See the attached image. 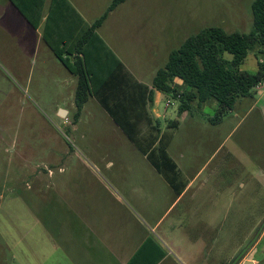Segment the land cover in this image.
<instances>
[{
    "label": "rangeland",
    "instance_id": "374dc122",
    "mask_svg": "<svg viewBox=\"0 0 264 264\" xmlns=\"http://www.w3.org/2000/svg\"><path fill=\"white\" fill-rule=\"evenodd\" d=\"M77 1L87 24L112 2ZM252 2L127 0L110 14L101 35L129 76L135 72L141 81L152 83L169 53L190 36L210 27L249 34ZM5 3L0 0V11ZM49 27L44 22L36 34L32 24L8 12L0 17V264H48L45 250L57 242L65 204L101 211V220L107 218L111 226L128 227L140 220L152 227L174 197L163 180L146 181L158 174L95 97L74 124L77 81L51 50L45 37ZM256 54H249L241 70L257 71ZM224 58L232 56L226 53ZM170 98L169 108L160 97L149 115L153 121L160 115L162 134L171 135L168 154L186 167L181 180H189L230 135L197 187L223 157L229 166L224 172L232 178L239 164L234 177H245L249 184L229 201L216 199V192L209 199L205 192L194 201L187 196L164 217L166 237L150 229L151 238L162 247L167 264H194L197 259L200 264H239L260 240L249 257L264 264V186L254 183L251 172L252 162L264 168V124L257 114L239 125L237 119V107L244 109L250 98L240 99L219 120L214 101L201 107L194 102L190 112L179 113L180 100ZM62 109L67 111L64 116ZM173 121L178 125L171 127ZM46 218L52 224L47 231Z\"/></svg>",
    "mask_w": 264,
    "mask_h": 264
},
{
    "label": "crops",
    "instance_id": "0c3cea01",
    "mask_svg": "<svg viewBox=\"0 0 264 264\" xmlns=\"http://www.w3.org/2000/svg\"><path fill=\"white\" fill-rule=\"evenodd\" d=\"M20 1L22 2L23 6L29 8L27 13L30 17V22L10 0H6V3L3 4V8L0 11V17L8 12L13 18L21 20L22 22L30 24L40 23L38 28L34 29V32L37 34L40 26L46 22L47 18L49 17L50 10H52L50 14L52 23L48 29V33L55 40V34L59 36L62 32L64 34L66 31L64 34L66 35L64 39L70 46H74L80 35L84 33L86 26H90L93 23L87 24L83 14L80 11V3L77 0ZM117 8L110 14L114 13ZM106 21L98 29V37H91V43L87 50L88 59L90 60V69L92 74L95 76L96 88L100 90L103 98L106 99L110 105L115 106L124 104V106H127L125 108L128 119H140L141 121H146L148 120L147 114L149 115L150 113L149 107L156 106L160 97L165 98L166 95L162 94L161 92H155L153 103L147 104V101L145 100L146 96H144L145 93L141 86L151 87L152 83L141 81L139 77L135 76V72L132 73L133 76H128L125 71L121 70L117 61L111 59L108 53L106 55V51H103V55H101L100 51L103 47L102 44H104L108 50L114 53L101 35V31L103 30ZM54 25H56V27H54ZM114 55L119 60V62H121V59L115 53ZM67 80L68 78L65 80V82ZM115 84H119L120 90L124 89V91L118 95H113L112 93L116 87ZM249 98L251 103L245 106L244 109L243 107L236 106L237 104H241L239 103L240 101H238L234 107L238 108L237 114L242 116L241 118H239V115L237 116V119H239L238 125L248 120L253 114H257L264 124V83L256 87L254 90V95ZM216 106V104L212 105L213 108ZM118 110H123V108ZM149 117L151 118V115H149ZM159 117L160 115H157L154 119L158 121ZM141 124V135L146 134L148 130H151L153 127L150 125L148 126V123L144 124L143 122ZM118 128L121 130L119 126ZM229 136L230 135L227 136L225 141ZM224 142L212 152L209 160L205 162L201 168H198L197 171L194 170L189 175L190 178L187 181L181 180L182 175H187L185 174L186 167L179 165L174 160V158L170 156V158L176 164L177 171L179 173V178L176 183L178 192L169 184L166 178L152 166L150 161L146 159L152 170H154L153 172L158 174L152 176V178L147 177L146 181L148 182L153 179L155 183H158L159 180H163L162 182H166L174 194L173 200L170 206L167 208V211L159 220L153 221L152 227L140 220L136 221L134 225H130L128 227L119 228L115 221L114 224L117 226H111L107 218L105 221L103 219L101 220V211H82L80 210V206L68 207V204H65V207L63 206L61 211L60 227L58 228L59 230L56 231L57 242L50 244V248L48 246V249L45 250L49 254V256L46 257L47 263L130 264L134 260L135 264H167L165 253L161 249L162 247H160V245L151 238L152 236L150 229L151 231L159 232L162 237H166L165 230L163 231L162 226L165 222L164 217L173 207V205L176 204L177 206L178 204L182 203L184 198L187 196H189L190 201H194L203 192L206 194V199L211 198L213 193L216 192V199L219 198L222 201H229L230 197L234 198L238 194H241L238 190L244 191L247 184H249V180H247L245 177H234V175L238 174L237 171L240 168L239 164L237 167H233L234 171L232 178L228 171L224 172L227 170V168L229 169V166L224 162L226 157H223L220 162L211 168L207 176L200 182V186L197 187L203 170L205 167L207 170V167H209L208 163H212L210 160L216 155L220 147L224 145ZM180 158L182 159L183 155H180ZM252 163L253 168L251 172L254 173V178L252 180H254V183L257 182L260 186H264L263 166L260 165V163ZM242 169H244V167H242ZM215 175L218 179H216ZM206 211L210 210L207 208ZM241 211H244L243 208ZM53 216H55L54 213ZM36 222L38 224L40 220L37 219ZM47 224H49V226L52 225L48 218H46V231ZM207 229H210V227L208 226ZM119 233H121V235H119ZM49 236H51V240H54L52 233H50ZM259 241L253 244L247 254L242 256L239 264H242L246 261H252L253 264H257V261L250 258L249 256L252 254L251 252L255 249V247L259 245ZM54 255L58 257L55 261L52 259L54 258ZM49 257H51V259ZM194 264H200L198 259L197 261L195 260Z\"/></svg>",
    "mask_w": 264,
    "mask_h": 264
},
{
    "label": "trees",
    "instance_id": "16d2710c",
    "mask_svg": "<svg viewBox=\"0 0 264 264\" xmlns=\"http://www.w3.org/2000/svg\"><path fill=\"white\" fill-rule=\"evenodd\" d=\"M10 1L30 22L27 13L29 8L23 6L20 0ZM126 1L112 0L102 16L90 26H86L84 33L80 35L74 46H70L64 39L66 31L59 36L55 34V40L57 38L60 40L58 43L48 33L49 28L46 30L45 37L50 41L55 57L77 79L74 124L79 121L84 105L91 97H95L99 103L105 105L125 135L136 142L137 147L142 150L152 166L178 192L176 183L179 173L176 164L168 154L171 135L166 132L161 134L159 121H153L148 114L146 121L130 120L125 108L127 106L110 105L96 88L95 76L90 69L87 50L91 37H98L97 31L105 23L109 14ZM51 12L52 10L50 14ZM50 14L45 22L48 26L52 23ZM251 16L253 29L249 34L227 33L221 28L210 27L190 36L178 49L171 51L165 67L155 74L151 87L141 86L147 104L153 103L155 92L175 98L180 95L179 113L190 112L194 102L201 107L214 101L217 104L216 117L219 120L222 114L234 109L240 99L252 97L256 87L264 83V0H253ZM31 24L36 29L40 23ZM102 45L104 48L102 47L100 51L101 55L103 51H106V55L108 53L111 59L117 61L121 70L125 71V67L116 56L104 44ZM255 50H257V71L251 73L241 70L249 54ZM226 53L232 56L231 60L224 58ZM126 73L129 76V73ZM115 86L113 95L124 91V89L120 90L119 84ZM120 108L123 110H118ZM143 122L153 127L146 134L141 135L140 126ZM171 124V127H175L178 121H173ZM130 264H135V261L133 260Z\"/></svg>",
    "mask_w": 264,
    "mask_h": 264
},
{
    "label": "built area",
    "instance_id": "2783aa9c",
    "mask_svg": "<svg viewBox=\"0 0 264 264\" xmlns=\"http://www.w3.org/2000/svg\"><path fill=\"white\" fill-rule=\"evenodd\" d=\"M176 98L180 100L181 96L178 95ZM165 100H166L165 106L169 108V106L172 105V99L170 98V96H165Z\"/></svg>",
    "mask_w": 264,
    "mask_h": 264
},
{
    "label": "water",
    "instance_id": "95a60500",
    "mask_svg": "<svg viewBox=\"0 0 264 264\" xmlns=\"http://www.w3.org/2000/svg\"><path fill=\"white\" fill-rule=\"evenodd\" d=\"M60 112V115L61 116H64V115H66L67 114V111L66 110H60L59 111ZM244 264H253V262L252 261H246Z\"/></svg>",
    "mask_w": 264,
    "mask_h": 264
}]
</instances>
